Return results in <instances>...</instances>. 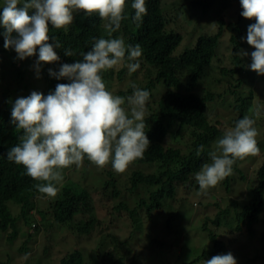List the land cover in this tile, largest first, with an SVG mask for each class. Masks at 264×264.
Returning <instances> with one entry per match:
<instances>
[{"label": "trees", "instance_id": "obj_1", "mask_svg": "<svg viewBox=\"0 0 264 264\" xmlns=\"http://www.w3.org/2000/svg\"><path fill=\"white\" fill-rule=\"evenodd\" d=\"M164 1L146 0L147 15L139 25L131 20L134 10L130 5L126 6V18L121 21L120 29L112 33L113 37H122L126 44H140L143 50L140 58L141 67L132 73L133 81L126 83L125 69H121L117 71V84L121 86L118 85L116 89V94L124 98L132 94L133 85L150 91V100L145 112L147 122L145 131L150 145L143 158L136 159L127 166L124 174L129 173V177L120 180L118 184L111 170L107 171L108 179L101 184L103 188L101 190L100 187L101 193L94 191L105 203L112 204V208H105V213L102 215L98 212L93 214V210L91 215L79 211L77 214L82 221L77 224L69 217L66 218L70 210L76 209L78 205L83 210L87 208L85 202L91 199L92 191L90 193V189L85 188L84 184H77L73 188L69 185L64 187L67 191L61 190L59 195L50 197L46 210L37 209L43 222L52 216V219H56L55 225L65 222L62 225L64 229L73 223L72 231L82 236L97 230L95 228L100 223L98 218L102 220L109 219L110 216L115 218V213L126 211L127 217L121 227L109 229L94 237L98 246L94 253L89 254L91 264H124L126 261L136 264L139 253L133 245L143 241L142 234L145 229L142 227L146 221L151 232L159 233V238L171 235L172 230L176 228L173 221L177 213L171 206L162 205L163 199L167 196L172 199L176 196L181 197L182 194V200L191 199L190 191H193L191 187L195 186L194 191L199 189L194 175L204 163L208 162L207 153L210 151V146L227 127H233L236 120L249 116L245 95L248 96V100L252 99L254 91L249 87V83L254 84L259 75L247 67L251 63L250 53L254 49L245 48L241 38L246 37L247 27L255 22V18L245 19L241 15L231 14L225 16L223 13L208 16L204 25H201V29H205L206 32L192 31V37L196 38L190 44L182 46L183 35L180 30L167 29L169 22L166 14L169 12L170 18L174 22L178 20L179 23L182 22L181 19L187 21L191 17L199 20V17L208 12L207 0H170L167 8L163 4ZM186 9L187 14L182 15ZM190 13L191 17H187ZM73 15V22L69 26L71 30L67 33L49 25V42H52V37H56L62 44L61 49H55L57 53L60 50L61 54L58 55L61 64L82 59L80 53L86 52L91 47L94 42L93 37L109 38L104 27L106 21L95 13L86 15L83 10H79ZM3 31L4 29L0 27V33ZM226 33H229L230 43L235 45L229 56H223L220 52L221 40ZM3 43V36L0 35V60L10 64V54L7 52L11 50L14 57L16 53L11 48L5 49ZM64 48L72 49L74 55L66 56ZM242 51H247L249 55H240ZM113 69L114 67L102 72V77H105L107 82H113L111 78ZM17 73L23 74L20 69ZM259 79L258 83L262 87L264 75H260ZM10 84V82L5 84L0 79V237L8 229H12L13 235L20 218L29 225V211L36 208L37 204L34 195L37 191L33 185L39 182L26 175L22 165L8 161L6 158V152L18 143V137L22 134V130L16 129L9 123L12 103L8 102L6 91L9 90ZM55 86V83L49 84V91L54 90ZM207 110L213 113L210 119ZM167 138L171 146L166 145ZM200 145H204V150L197 155L196 150ZM109 165L111 166L110 163ZM234 170L235 165L233 172ZM233 174L210 187L213 192L209 193V199L213 200L214 205L220 206L218 210L221 209L213 220L206 214L203 217V229L209 224L213 226L212 229L210 228L212 232L209 233L210 242L213 244V254H208L211 257L223 252V236L227 230L228 233L233 234L230 243L245 236L252 239L255 224L261 219L264 220V156L255 169V175L249 179L250 183L255 181L256 185L250 189L246 201L240 202L229 198V204L221 208V202L214 199L219 190L220 193L221 190L230 193L232 189L237 192L241 189L238 186L246 181L245 176L236 179ZM85 180L88 182L87 179ZM235 182H238L237 187L234 185ZM72 183L76 184V182ZM80 183H84L83 180ZM182 185L187 187L181 194L178 190H181L179 188ZM194 195L193 193L192 196ZM9 205L12 208L18 207L19 214L13 216ZM200 205L201 200L198 203V206ZM140 209L143 210V214L137 218L134 215ZM14 237H8V241L12 243ZM156 238L154 236L152 242L157 240ZM94 240L91 239V243ZM260 253L261 258L258 261L264 264V243ZM83 262V256L73 252L61 259L59 264H83ZM0 264L7 263L0 261Z\"/></svg>", "mask_w": 264, "mask_h": 264}, {"label": "clouds", "instance_id": "obj_2", "mask_svg": "<svg viewBox=\"0 0 264 264\" xmlns=\"http://www.w3.org/2000/svg\"><path fill=\"white\" fill-rule=\"evenodd\" d=\"M164 3L167 8V1ZM239 4L242 8L240 13L242 17L255 18V22L247 27L246 37L241 38L243 39L241 43L245 45H243L245 48L254 49L250 53L251 63L247 67L258 75H264V0H239ZM129 5L134 10L131 20L137 25L141 24L148 11L146 0H128L127 4L126 0H2L0 3V27L4 29L0 33L4 39L3 47L11 48L16 53L14 57L11 50L7 52L10 54V64H5L0 60V79L4 82L3 77L9 72H12L17 79L14 89L8 86L11 92L6 91V98H9V103H12L9 123L16 129L22 130L18 143L8 149L6 158L8 161L22 165L26 170V175L39 181L33 185L37 191L34 194L37 204L36 208L29 211V225H26L20 218L13 235L12 229H8L0 237L8 241V237L15 236L13 242L20 239L16 254L1 262L10 264L11 261L24 256L25 259L34 258L37 261L44 257L46 260L47 254L51 256V249L55 245L63 251L70 250V245H73L77 247V250L67 252L66 255L75 252L76 255L83 256L80 243L89 241L88 236L94 233L86 236L77 235L71 229L73 223H71L72 227L68 226L64 229L62 225L65 222L55 225L56 219H52V216L43 222L37 209L46 210L50 197L59 195L61 190H65L64 187L69 185L73 188L77 184H84L85 188L90 189V193L92 191L91 199L85 202L87 208L83 210L78 205L76 209L70 210L66 218L69 217L77 224L82 221L77 214L79 211L87 212L89 215H91V210L93 214L97 213L95 204L102 203L104 200L94 191L100 192L101 184L108 179L107 171L111 170L117 184L120 180H126L129 173L124 174V170L134 160L143 158L150 145L145 131L147 125L145 112L150 100V91L133 85L132 94L124 98L116 94L117 86L121 84H117L118 81L114 82L113 79L117 75V65H121V69L131 74V78H128L125 73L126 83L133 81L132 73L141 67L140 58L143 50L140 44H126L122 37L112 36V33L120 29L121 21L126 18V6ZM79 10H83L86 15L95 13L106 21L104 27L109 38L93 37L94 42L91 47L86 52L80 53L82 59L73 63L61 64L58 55L61 54L60 50L57 53L55 49H61L62 44L56 37H52V42H49V25L67 33L71 30L69 26L73 22V14ZM166 17L169 22L167 29H173L170 27L173 20L169 12ZM231 44L233 49L235 45ZM63 51L66 56L74 55L70 48H64ZM240 55L248 56L249 53L242 51ZM41 62H46L42 71H40L43 67ZM4 67L7 70H4ZM113 67L111 77L113 82H107L108 80L102 77V72ZM19 69L23 72L22 75H18ZM51 83H55L56 86L54 90L49 91L50 86L48 85ZM21 87L24 88L17 91ZM253 104L251 101L246 105L252 110ZM248 112L249 116L236 120L233 127L223 131L215 141L214 149L212 145L210 146V151L207 153L208 162L204 163L194 175L199 189L194 191L195 186L191 187L194 192H190L195 195L191 194L189 201L197 199L194 208L198 207L200 200H203L205 204L210 203L206 204L204 214L210 216L211 220L221 210L217 209L220 206L214 205V202L211 203L212 199H209V195L213 192L211 189L210 194L208 193L203 198L202 195L198 196L200 190L203 191L217 185L232 173L236 179H239V176L246 177V181L241 186L236 185L238 182L234 183L242 190L243 185L250 183L249 179L253 178L255 169L263 159L264 144H257L256 140L258 132H262L261 126L251 118L253 117L250 114L251 111ZM212 115V111H209L208 118L210 119ZM260 115H264V105H259L254 109V117H261ZM255 124L258 128L254 126ZM170 144L167 138L166 145L171 146ZM203 150L204 145H200L196 150L197 155ZM249 160L253 161L254 165ZM233 165H235L234 172ZM81 170L83 174L80 175ZM91 170L100 175L95 172L91 173ZM82 180L84 183H80ZM72 182L76 184L73 185ZM254 185H256L255 181L251 183V187L245 188L246 191L242 194V196L245 195L244 197L238 196L234 199L245 202ZM186 187L182 185L179 188L181 190L178 191L182 194V190ZM233 191L232 189L230 193H225L233 194ZM182 195L173 199L167 196L163 199L162 205L171 206L172 210L173 208L178 209ZM219 195L220 190L214 199L217 200L216 197ZM229 198L233 199L231 196ZM218 201L221 200L218 199ZM211 206H216L213 215L206 213ZM9 208L13 216L19 214L18 207L13 206L12 208L9 205ZM142 212L143 210L140 209L134 216L140 218ZM115 214V218L114 216L109 218L110 221L114 220L116 223L114 229L123 224V220L127 217L124 210ZM98 219L102 221L101 218ZM255 226H259L262 232L254 233L252 240H257L259 243L261 236L264 240V220L257 221ZM64 231L67 236L64 235ZM226 233L230 234L228 230ZM230 239H233V234L227 240L223 236V252L204 260L203 264H237L233 253L226 251L227 245L231 244ZM66 242L70 245L64 250L62 244ZM142 242L144 239L136 243L137 247ZM83 251L87 252L88 249ZM210 254L212 255L213 251ZM66 255L57 259H49L42 264H59ZM192 262L193 260L186 264ZM124 264H130V262L126 261Z\"/></svg>", "mask_w": 264, "mask_h": 264}, {"label": "rangeland", "instance_id": "obj_3", "mask_svg": "<svg viewBox=\"0 0 264 264\" xmlns=\"http://www.w3.org/2000/svg\"><path fill=\"white\" fill-rule=\"evenodd\" d=\"M169 3L168 1L170 0H165L164 2ZM165 4V3H164ZM206 6L208 7L207 14H203L201 17L197 19L188 18L187 21L184 19H181L182 22L179 23L177 20L176 22L172 21L170 24V27L173 29L180 30V33L183 34V39L182 43L183 45L185 44H190L192 40L194 39L192 37V31L194 33H198L197 31H202V33L206 32L205 29H201V25H204V22L208 19V16H214L216 13H223L225 16L226 15H233V16H238L240 15L242 8L239 4V0H207L206 1ZM168 8L170 6L168 5ZM185 8V7H184ZM183 11V10H182ZM221 11V12H220ZM227 13V14H226ZM187 14V9L186 12L183 13L182 15ZM191 13L187 15V17H190ZM184 17V16H183ZM182 17V18H183ZM230 19V18H229ZM246 19V18H245ZM184 20V21H183ZM183 24V25H182ZM184 26V27H182ZM186 27V28H185ZM192 33V34H191ZM213 32H210L212 34ZM229 33H226L224 38L221 40V46H220V51L224 56H229L231 54L232 50V44L230 43L229 39ZM182 45V46H183ZM43 64V67L40 69L44 68L46 65V62H41ZM4 70H7L5 67L3 68ZM121 69V65L116 66V70L118 71ZM128 78H131V74L129 75L128 72L126 73ZM260 75L258 76L259 79ZM4 82H10L11 84L9 85L10 88L14 89V83L17 81L15 75L12 72H9L8 75H5L4 77ZM114 82L118 81L117 75L113 77ZM258 79L253 82L254 84L249 83V87L251 90L254 91L252 99L248 100V96H246L248 103L253 102V108L252 110L249 109L251 112V118L255 119L256 123L261 126L260 130L262 132H258V135L256 136L257 144H264V115H260L261 117H254V109L257 108L259 105H264V83L263 86L261 87L260 83H258ZM260 80V79H259ZM224 114V112L222 113ZM232 121V120H231ZM256 128L258 126L255 124L254 125ZM227 128H230L227 127ZM226 128V129H227ZM215 144H212V149H214ZM264 150V146H263ZM254 161V159H253ZM249 160L252 165H254V162ZM250 172L252 171L251 166L249 167ZM95 172V171H93ZM96 174L100 175L98 172H95ZM83 174V171H80V175ZM246 187H251V183L243 185L242 190H238L235 192V190L232 192L233 194H226L225 192L221 193L219 197L217 196L216 199H220L221 204L223 207L228 205V198L229 196L237 198L238 196H242L243 193H245V188ZM210 193V188L206 190H200V194L198 196L200 197L202 195L203 197H206ZM197 195V194H196ZM243 195L242 197H244ZM197 202V199L192 200L191 202L187 199L182 200L179 210L176 208H173L175 213V220L173 221L175 223L176 228L172 230L171 235H167L164 238H159L158 234L155 231L151 232L152 230L149 229L148 222L146 221L143 224V236H144V242L140 244L139 247L137 245H133L135 248L137 247V252L139 253V256H137L138 261L135 262L136 264H183L187 263L189 261L193 262L191 264H203L204 260L210 259L211 256L208 255L213 251V244L210 242L209 239V233L212 232L210 228L212 229V224H209L206 229L202 228L203 224V217H204V209L206 207V204L204 201H201V205L198 206L197 208H194L195 204ZM213 200H211V203ZM192 204V205H191ZM112 206L110 202L105 203H96L95 204V209L98 210V212L105 213V208H109ZM131 206V205H130ZM177 206V205H173ZM193 206V207H192ZM216 206H211L206 210V213L213 215L214 214V209ZM115 222L114 220L110 221L108 218L103 219L97 230H94V234L88 236L89 241H84L80 243V246H82V249H88V251H83L81 248L80 250L83 252V258H84V263L85 264H91V258L89 257V254L95 252L97 250V241L94 240V237L99 235L101 232H105L109 229H114L115 227ZM262 230L259 228V226H255V232L257 234H260ZM64 235L67 236L66 231H64ZM157 237L154 242V236ZM264 233V230H263ZM122 235V233H121ZM125 236L127 233L124 234ZM231 234H224V239L227 240ZM91 239L94 240L91 243ZM238 241L232 242L231 244L227 245V252L231 251L234 255V257L237 260V264H261V261H258L261 258V249L263 247V237H260V241L258 243L257 240L253 241L251 237L245 236L243 238L237 239ZM20 242V239H17L15 242L10 243L7 241L5 238L0 239V261L7 260L8 257H12L14 254H16V248L18 247V244ZM257 242V244L255 243ZM70 244L63 243L62 248L67 249V246ZM70 250L67 249L66 251L60 250V247H57L56 245L53 246L51 249L50 255L47 254L46 260L44 257L38 259L37 261L32 258V259H25L24 257H21L19 259L11 261L10 264H36L47 261L49 259H57L58 257H63L66 255L67 252H71L73 250H77L75 246L70 245ZM79 246V247H80ZM260 247L261 249L259 250ZM59 252V253H58ZM148 253V254H146ZM245 254V255H243ZM31 255V254H30ZM59 255V256H58ZM137 255V254H136ZM244 258V259H243ZM141 259V260H140ZM257 260V261H256Z\"/></svg>", "mask_w": 264, "mask_h": 264}]
</instances>
